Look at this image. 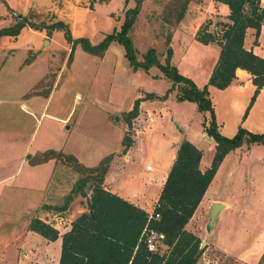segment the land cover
Returning <instances> with one entry per match:
<instances>
[{
    "label": "rangeland",
    "instance_id": "1",
    "mask_svg": "<svg viewBox=\"0 0 264 264\" xmlns=\"http://www.w3.org/2000/svg\"><path fill=\"white\" fill-rule=\"evenodd\" d=\"M174 1L144 0L131 33L136 56L143 62L155 50L164 64L166 40L172 35L171 64L203 88L209 84L220 47L199 42L196 34L209 21L211 31L222 33L223 16L214 0H190L178 23ZM135 6L134 0H0V29L14 26L19 16L29 23L19 37L0 40V264H59L61 241L45 242L30 230L32 221L38 218L52 225L61 237L87 211L80 196L67 202L80 174L60 161L33 164L40 154L73 155L86 167H96L112 155L110 172L131 153L132 161L114 190L148 207L149 214L162 188L146 181L147 173L168 172L181 140L198 145L203 166H211L216 150L207 134L211 115L201 113L195 103L176 100L179 90H171L173 83L157 66L135 70L117 41L102 55L86 51L81 43L72 52L64 31L50 28L63 22L74 40L98 46L121 31L126 11ZM261 42L264 47V37ZM253 87L247 78L234 80L224 90L209 86L222 135L233 138L240 127L264 134V93L251 105ZM137 102L139 115L130 126L126 114ZM125 137L132 140L129 149L123 145ZM137 145L139 152L134 151ZM219 170L213 196L230 202L231 208L210 232V199L195 213L190 228L204 237L198 264H260L264 145L233 151ZM66 205L67 210H58ZM213 239L225 252L211 244ZM160 250L167 248L161 245Z\"/></svg>",
    "mask_w": 264,
    "mask_h": 264
},
{
    "label": "trees",
    "instance_id": "2",
    "mask_svg": "<svg viewBox=\"0 0 264 264\" xmlns=\"http://www.w3.org/2000/svg\"><path fill=\"white\" fill-rule=\"evenodd\" d=\"M134 1L136 6L126 11L121 31L107 36L98 46H93L86 39L74 40L70 27L63 22L54 23L50 28L64 31L68 43L73 47L72 52L75 46L81 43L86 51L102 55L112 42L117 41L125 47L126 56L135 70H149L157 66L173 83L171 90L175 87L179 90L178 101L195 103L201 113L211 115L212 120L207 128V134L216 143L215 156L211 166L202 170L200 166L203 152L187 140L180 143L154 210V215H160L157 219L105 188L104 183L112 155L102 159L96 167H86L73 155L55 151L40 154L33 164L48 160L60 161L80 174L81 177L74 184L67 202L80 196L86 200L87 205V211L73 221L70 230L61 237L58 229L41 219L36 218L31 223L30 230L48 241L56 242L61 239L59 264H198L203 255L202 240L188 231L187 226L220 166L230 153L244 145H264V134H255L242 127L233 138L222 135L218 129L209 92V86L220 90L228 88L236 79L238 70L246 71L252 77L255 92L251 105L264 88V58L245 48L248 31L255 30L257 42L264 25V7L261 6V0H214L218 4L228 6L230 14L219 23L222 33L211 31L209 28L212 22L209 21L196 34L199 42L217 44L220 47V56L209 84L203 88H199L190 78L180 74L171 64L172 35L166 40L167 58L164 64L160 62L155 50H150L143 62L138 61L131 33L144 0ZM189 2L190 0L174 1L173 4L177 8L176 22L180 23L183 19ZM19 18V22L14 26L0 29V40L4 37L16 38L21 34L29 23L24 17ZM30 27L34 28L33 25ZM171 90L162 98H168ZM138 115L137 102L133 111L126 114L130 126ZM123 145L125 149H129L132 140L125 137ZM58 210H67V205ZM152 233L164 237L154 250L148 244ZM161 245L167 248L164 253L160 252ZM261 262H264V255L260 264Z\"/></svg>",
    "mask_w": 264,
    "mask_h": 264
},
{
    "label": "crops",
    "instance_id": "3",
    "mask_svg": "<svg viewBox=\"0 0 264 264\" xmlns=\"http://www.w3.org/2000/svg\"><path fill=\"white\" fill-rule=\"evenodd\" d=\"M215 2V1H214ZM215 4H216V8H217V10L219 11V13L218 14H220V16L222 15L223 17H222V19L224 20V19H226L227 17H228V15L230 14V10H229V8H228V6H226V5H223V4H218V3H216L215 2ZM261 6L262 7H264V0H261ZM19 37V36H18ZM264 37V25L262 26V29H261V33H260V36H259V38L257 39V42H256V38H255V30H249L248 31V33H247V36H246V40H245V48L247 49V50H252L256 55H258V56H260V57H262V58H264V47L262 46V42H261V39ZM4 38H8V39H11V38H13V37H4ZM1 50H2V47H1V43H0V52H1ZM219 59V58H218ZM250 79L251 81H252V77L250 76V74L248 73V72H246V71H243V70H238L237 71V77H236V79H235V81H237V82H239V81H242V80H244V79ZM254 86V85H253ZM254 88V90H255V86L253 87ZM264 93V88L261 90V93L259 94V96L257 97V99H256V102H257V100L260 98V96L262 95ZM177 97V96H176ZM177 100V99H176ZM255 102V103H256ZM162 112H165V109L163 108L162 110H161ZM147 116H148V114H147ZM148 119H149V116H148ZM147 124H148V121H147ZM148 127V126H147ZM142 134H143V132H142ZM204 135H207L206 134V132L204 133ZM141 138V137H140ZM192 142H195L194 141V139H190ZM183 140H181L180 141V143L182 142ZM213 141V140H212ZM140 143H141V139H140V142H139V146H141L140 145ZM180 143H179V145H180ZM216 144V143H215ZM179 145L177 146V148H179ZM195 146H197L198 147V145H195ZM216 146V145H215ZM138 145L136 146V148H135V150L134 151H138ZM177 151H178V149H177ZM177 151H176V154H177ZM139 152V151H138ZM118 153V152H117ZM131 154V153H130ZM125 155V157H124V161L122 162V166L120 167V166H118V168H114V169H111L110 170V172H108V174H107V176H106V180H105V183H104V186H105V188L108 190V191H110L111 193H113V194H116V195H118V196H120L121 198H123V196H121L117 191H115L114 190V187H116V188H118V184H119V177H121L122 175H123V171L129 166V164H130V162L132 161V155ZM176 154L174 153L173 154V156H172V158H171V161H173L174 162V160H175V157H176ZM229 156V155H228ZM227 156V157H228ZM226 157V158H227ZM202 163H201V169L202 170H205V169H207V168H209L210 166L208 165V166H203V161H201ZM172 165H173V163H172ZM170 171V170H169ZM169 171L168 172H165V173H163V174H155V173H147L148 174V176H146L147 178L145 179L146 181L148 180V182L150 183V184H155V183H158V184H160L161 185V188L163 189V186H164V184H165V182H166V180H167V177H168V174H169ZM219 173H220V170L218 171V173H217V175H216V177H215V179H214V181L212 182V184H211V186H210V188L208 189V191H207V193L205 194V196H204V198H203V200H202V202H201V204L199 205V207L203 204V203H205V201L206 200H209L210 199V201H211V204H213V203H215V202H219V203H222L225 207H224V209L221 211V213H220V215L218 216V218H217V220H216V222H215V224H214V230L217 228V222H218V220H219V217L221 216V214L223 213V212H225V211H227V210H230V208H231V203L230 202H227V201H224V200H219L218 198H215L214 196H213V192H215V191H213V188H214V186H215V184H216V182H217V177L219 176ZM161 192H162V190H161ZM161 194V193H160ZM159 197H160V195H159ZM159 197H158V199H159ZM123 199H125V197L123 198ZM158 199L156 200V202H155V204L158 202ZM125 200H127V201H129L130 203H132L128 198L127 199H125ZM132 204H134V205H137V206H139L141 209H143V210H145L146 212H149V209H148V207H145V205H141V204H138V203H132ZM155 204H154V206H155ZM198 207V208H199ZM198 210V209H197ZM197 212V211H196ZM193 219V218H192ZM191 222V221H190ZM191 225H190V223L188 224V226H187V230L188 231H191L192 233H194L195 235H197V236H200V238H204L203 237V235L198 231H193L191 228ZM60 241H61V239H59ZM58 241V240H57ZM45 242H46V239H45ZM50 242V241H49ZM218 241L217 240H212L211 241V244L213 245V246H215L216 248H218V250H222V251H224L221 247H219V245H218V243H217ZM51 243V242H50ZM52 243H54V242H52ZM61 244H62V241H61ZM225 252V251H224ZM47 257V256H46ZM48 258V257H47ZM40 264V263H39ZM41 264H43L42 262H41Z\"/></svg>",
    "mask_w": 264,
    "mask_h": 264
},
{
    "label": "water",
    "instance_id": "4",
    "mask_svg": "<svg viewBox=\"0 0 264 264\" xmlns=\"http://www.w3.org/2000/svg\"><path fill=\"white\" fill-rule=\"evenodd\" d=\"M212 140V139H209ZM224 205L222 203L219 202H215L212 204V211L209 217V222L207 224V230L210 232L211 230L214 229V224L218 218V216L220 215L221 211L224 209Z\"/></svg>",
    "mask_w": 264,
    "mask_h": 264
},
{
    "label": "built area",
    "instance_id": "5",
    "mask_svg": "<svg viewBox=\"0 0 264 264\" xmlns=\"http://www.w3.org/2000/svg\"><path fill=\"white\" fill-rule=\"evenodd\" d=\"M150 215H151V217L154 216L157 219L160 218V215L159 214H155L154 215V212L151 213ZM163 238L164 237L162 235H158L156 233H152L151 234V237L148 240V244L150 245L151 249H153V250L156 249L157 246H158V242L161 241V240H163Z\"/></svg>",
    "mask_w": 264,
    "mask_h": 264
}]
</instances>
